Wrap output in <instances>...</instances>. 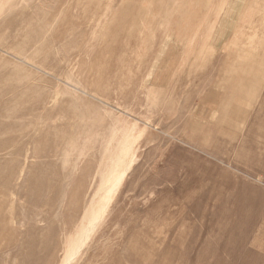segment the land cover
I'll use <instances>...</instances> for the list:
<instances>
[{"label":"rangeland","instance_id":"374dc122","mask_svg":"<svg viewBox=\"0 0 264 264\" xmlns=\"http://www.w3.org/2000/svg\"><path fill=\"white\" fill-rule=\"evenodd\" d=\"M0 264H264V0H0Z\"/></svg>","mask_w":264,"mask_h":264},{"label":"bare ground","instance_id":"6f19581e","mask_svg":"<svg viewBox=\"0 0 264 264\" xmlns=\"http://www.w3.org/2000/svg\"><path fill=\"white\" fill-rule=\"evenodd\" d=\"M98 193L100 194V193H104V194H106V195H108L109 197H110V195H111V193H113V189L112 188H110V187H101L100 189H99V191H98ZM96 195H97V193H96ZM107 197V196H106ZM108 197V198H109ZM110 199V198H109ZM107 200V199H106ZM94 202V201H93ZM93 202H91V205H90V208H89V210H88V212L86 213V215H88L89 216V218H90V220H91V222H90V225H87L86 226V229H85V232L87 233V231L89 230V229H91L92 228V226L94 225V223L99 219V215H100V210H99V208L98 209H95L94 208V203ZM95 204H96V202H95ZM98 205V204H97ZM95 207H97V206H95ZM99 207V206H98ZM103 209V208H102Z\"/></svg>","mask_w":264,"mask_h":264}]
</instances>
